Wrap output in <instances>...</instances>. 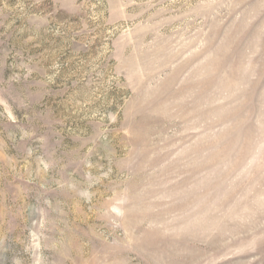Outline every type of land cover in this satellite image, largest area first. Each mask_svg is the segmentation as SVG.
<instances>
[{"label": "rangeland", "instance_id": "obj_1", "mask_svg": "<svg viewBox=\"0 0 264 264\" xmlns=\"http://www.w3.org/2000/svg\"><path fill=\"white\" fill-rule=\"evenodd\" d=\"M0 264H264V0H0Z\"/></svg>", "mask_w": 264, "mask_h": 264}]
</instances>
